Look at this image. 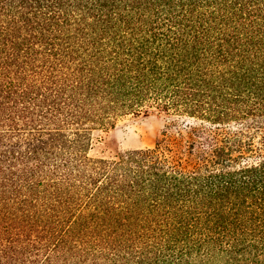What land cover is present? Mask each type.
Listing matches in <instances>:
<instances>
[{"label":"trees","instance_id":"16d2710c","mask_svg":"<svg viewBox=\"0 0 264 264\" xmlns=\"http://www.w3.org/2000/svg\"><path fill=\"white\" fill-rule=\"evenodd\" d=\"M0 264H264V0H0Z\"/></svg>","mask_w":264,"mask_h":264},{"label":"rangeland","instance_id":"374dc122","mask_svg":"<svg viewBox=\"0 0 264 264\" xmlns=\"http://www.w3.org/2000/svg\"><path fill=\"white\" fill-rule=\"evenodd\" d=\"M206 124L183 117L143 114L120 119L114 129L100 134L94 142L92 156L118 157L128 151L164 146L172 136H187L193 130L208 131Z\"/></svg>","mask_w":264,"mask_h":264}]
</instances>
